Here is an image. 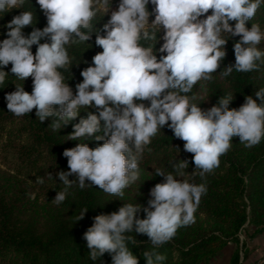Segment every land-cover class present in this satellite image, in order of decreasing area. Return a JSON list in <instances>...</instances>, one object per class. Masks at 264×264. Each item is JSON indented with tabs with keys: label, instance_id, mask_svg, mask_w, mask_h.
Segmentation results:
<instances>
[{
	"label": "clouds",
	"instance_id": "obj_1",
	"mask_svg": "<svg viewBox=\"0 0 264 264\" xmlns=\"http://www.w3.org/2000/svg\"><path fill=\"white\" fill-rule=\"evenodd\" d=\"M36 2L47 26L36 28L33 13L21 11L5 25L7 38L0 41V85L9 75L3 70L9 64L17 79L31 77L33 83L31 93L16 86L5 94L8 112L22 117L35 109L41 123L54 118L53 130L79 117L68 140L103 141L94 149L84 142L64 150L68 170L56 174L64 185L52 200L57 206L73 185L80 189L98 186L122 200L124 190L139 180L145 148L161 129L167 126L175 138L184 141L183 150L192 154L195 166L191 173L186 171V159L173 161V172L155 169L154 175L163 177V182L150 189L147 207L124 203L118 211L93 217L83 234L93 261L107 253L112 264H139L128 247L129 243L137 245L135 232L146 235L153 246L143 253L146 264H164L167 257L155 249L170 242L179 228L195 223L194 214L207 193L205 183L183 178L190 174L204 179L213 173L220 157L231 148L233 137H239L246 148L264 139V88L255 92V99L246 96L238 109L229 108L233 93L221 96L207 110L194 103L196 95H190L194 85L211 81L221 68L227 55L225 33L239 40L233 46L235 63L225 66L222 76L234 69L258 71L264 64V51L258 47L264 31L258 23L246 26L264 0H119L102 28L92 24L101 0ZM24 4L25 0H0V13ZM149 4L154 6L151 11ZM28 26L33 30L25 35L23 29ZM93 33L95 45L102 51L81 71L83 80L75 85L74 94L61 72L72 68L66 46L87 42ZM160 40L163 43L156 50ZM157 51L162 54L159 59ZM89 108L95 112L80 117L81 109ZM47 175L53 178L51 173ZM44 182L37 177L36 183ZM141 210L143 219L137 216ZM87 211L83 209L77 221Z\"/></svg>",
	"mask_w": 264,
	"mask_h": 264
},
{
	"label": "trees",
	"instance_id": "obj_2",
	"mask_svg": "<svg viewBox=\"0 0 264 264\" xmlns=\"http://www.w3.org/2000/svg\"><path fill=\"white\" fill-rule=\"evenodd\" d=\"M118 3L119 0H108V4L115 8ZM153 7L149 4V11ZM21 11L33 13V26L36 28L47 26L46 16L36 0H25L22 8L0 13V41L7 38L5 25ZM109 18V14L99 9L92 24L102 28ZM152 19L154 16L150 17V22ZM229 23L234 26L235 22ZM252 23H258L264 31V3L246 26L250 28ZM32 30V26L23 29L25 35ZM223 38L228 42L221 68L212 74L211 81L198 82L190 93L196 95L194 103L204 110L228 93L234 94L229 108L238 109L246 96L252 95L255 99V92L264 88V64L258 71L241 73L234 69L227 77L221 75L225 66L235 63L233 46L239 40V37L231 38L227 33ZM162 43L160 40L155 49L158 50ZM66 47L72 57V68L61 72L75 94V85L83 80L81 71L91 65L92 57L102 49L95 45V33L87 42ZM258 47L264 51V41ZM31 50L35 54L36 46L33 45ZM156 54L158 59L162 55L158 51ZM10 69L11 64L3 69L9 75L0 85V264H112L107 253L96 261L89 258L90 250L83 234L92 225L93 217L118 211L124 203L147 207L150 189L163 182V177L154 175L155 169L173 172L172 162L186 159L189 161L186 171L191 173L195 167L191 162L192 154L183 150L184 141L175 138L165 126L146 146L139 163L140 178L124 190L122 200L103 192L98 186L80 189L73 185L65 201L57 206L52 200L64 185L56 174L68 170L64 150L84 142L94 149L103 141L94 138L68 140L72 125L78 122L79 117L60 130H53L50 124L54 118L41 123L35 116V109L22 117L8 112L6 93L15 91L16 86H23L29 93L33 88L31 77L21 81L10 73ZM88 111L95 112V109H81L80 117L86 118ZM48 173L52 179L48 178ZM37 177H42L45 182L36 183ZM183 179L196 184L205 183L207 193L201 197L194 214L195 223L179 228L170 242L155 249L167 257L164 264L208 263L228 242L239 245L238 233L246 226L255 227L253 234L264 231V139L258 145L246 148L240 144L239 137H233L231 148L220 157L219 167L213 173L206 174L204 179L199 176L193 178L190 174ZM85 208L88 211L84 219L77 221ZM137 216L143 219L145 213L141 210ZM132 235L138 242L137 245L129 243L128 247L139 264H146L143 253L152 251L153 246L146 235L135 232ZM229 264H240L238 250L233 253Z\"/></svg>",
	"mask_w": 264,
	"mask_h": 264
},
{
	"label": "rangeland",
	"instance_id": "obj_3",
	"mask_svg": "<svg viewBox=\"0 0 264 264\" xmlns=\"http://www.w3.org/2000/svg\"><path fill=\"white\" fill-rule=\"evenodd\" d=\"M97 7L104 12L111 7L107 13L109 15H111V10L116 9L109 4L104 5L103 0H101L100 5ZM254 230V226H246L241 229L238 233L240 239L239 245L231 241L228 242L227 245L223 246L218 251L215 257H213L208 263L204 264H229L233 253L237 250L240 255V264H264V249L254 253V250H256L255 247H257V241L254 242L252 238L258 233L253 234Z\"/></svg>",
	"mask_w": 264,
	"mask_h": 264
},
{
	"label": "crops",
	"instance_id": "obj_4",
	"mask_svg": "<svg viewBox=\"0 0 264 264\" xmlns=\"http://www.w3.org/2000/svg\"><path fill=\"white\" fill-rule=\"evenodd\" d=\"M252 239L254 242L257 241V247H255L256 250H254V253L264 249V232H258Z\"/></svg>",
	"mask_w": 264,
	"mask_h": 264
}]
</instances>
